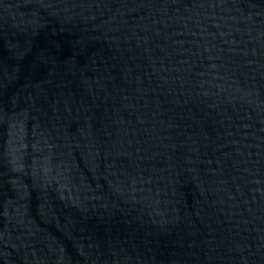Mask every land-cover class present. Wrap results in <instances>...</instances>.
I'll use <instances>...</instances> for the list:
<instances>
[{
  "label": "water",
  "instance_id": "1",
  "mask_svg": "<svg viewBox=\"0 0 264 264\" xmlns=\"http://www.w3.org/2000/svg\"><path fill=\"white\" fill-rule=\"evenodd\" d=\"M0 264H264V0H0Z\"/></svg>",
  "mask_w": 264,
  "mask_h": 264
}]
</instances>
